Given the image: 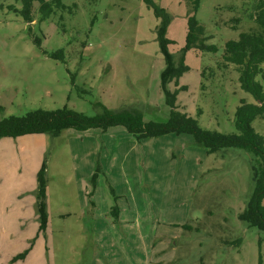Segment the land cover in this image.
<instances>
[{"label": "rangeland", "instance_id": "1", "mask_svg": "<svg viewBox=\"0 0 264 264\" xmlns=\"http://www.w3.org/2000/svg\"><path fill=\"white\" fill-rule=\"evenodd\" d=\"M253 1L199 0L195 16L215 49L186 50L188 69L166 89L176 90L177 109L202 128L237 132L240 100L255 103L236 65L221 55L227 40L256 27L246 16ZM0 2V119L64 105L93 115L99 102L113 110L139 106L145 121L167 120L161 18L144 0H63L70 8L42 21L35 2L31 23L6 6L19 2ZM153 2L170 16L164 46L178 55L192 0ZM57 49L61 58L50 55ZM260 68L255 79L264 90V61ZM251 125L264 136V115ZM250 160L238 148L207 153L189 133L136 139L120 125L0 137V264H24L17 256L35 239L52 243L51 264H90L108 248L112 264H264V232L238 218L253 188ZM42 164L45 230L39 231ZM137 236L140 241L121 240ZM94 237L114 242L90 245ZM156 237L168 239L171 255L152 258Z\"/></svg>", "mask_w": 264, "mask_h": 264}, {"label": "trees", "instance_id": "2", "mask_svg": "<svg viewBox=\"0 0 264 264\" xmlns=\"http://www.w3.org/2000/svg\"><path fill=\"white\" fill-rule=\"evenodd\" d=\"M20 6L6 5L8 9L18 13L23 21H33V6L36 2L39 20L47 19L55 9L61 12L70 7L63 0H14ZM157 17L161 18L159 27V41L164 57V68L160 73V84L165 92V100L170 106L167 120L153 121L144 120L142 109L139 106H123L113 110L99 102L95 106L99 111L93 115H87L76 111L66 105L57 109L36 108L23 114H10L0 119V137H16L29 133H47L54 137L62 130L73 129L86 131L90 128L106 129L109 126L120 125L136 139L154 137L168 133H189L194 142L203 146L207 153H220L225 148H238L245 151L251 157L250 168L252 171L253 188L246 201L245 207L238 214V218L248 226L256 227L264 232V205L261 203L264 197V136L252 127L251 122L257 116L264 115V90L255 76L261 73L260 63L264 61V0H256L247 8L246 16L254 20L256 27L252 30L240 32L237 39H229L225 42L222 50V58L225 63H233L239 72L241 87L248 91L255 99V103L240 100L234 114V126L237 132H219L200 127L196 119L186 112L177 109L174 100L175 92L171 93L166 85L177 82L179 76L188 69L184 63L186 50L195 47L200 51L214 50L213 44L205 43L204 26L195 16L199 0H192L191 12L186 19L185 44L178 55L170 53L166 49L167 39L164 32L169 23L170 16L164 8L157 5L153 0H144ZM2 2H0V8ZM241 20V16L232 19V27ZM34 42L40 46V39L34 37ZM54 58L62 57L63 51L57 49L50 53ZM177 56V57H176ZM74 78L72 77V81ZM74 83V81H73ZM184 88V86H180ZM84 91V90H83ZM38 196L39 230L45 225V195L46 176L45 165L36 175ZM24 253V252H23ZM19 254L17 257H21Z\"/></svg>", "mask_w": 264, "mask_h": 264}, {"label": "crops", "instance_id": "3", "mask_svg": "<svg viewBox=\"0 0 264 264\" xmlns=\"http://www.w3.org/2000/svg\"><path fill=\"white\" fill-rule=\"evenodd\" d=\"M96 173H93L91 178L93 179L95 177ZM139 229H141L140 223L137 225ZM190 226V225H189ZM185 227V229H191L192 227ZM45 230V228H44ZM39 231H43V230H39ZM141 236V235H140ZM114 237H110L105 239L104 241L99 240L98 238L94 237V238H90L88 239L90 243V245H97L98 247H100V245H104V244H108L111 245L110 242H114ZM142 237H129V238H123L121 237V240L124 241V243H129V242H134L135 240H139ZM167 238H154V241L150 243L151 248V255L153 258L154 255V259L157 260V258H162L163 256H168L171 255L170 253L173 251L174 247H171V251H167V247H166V243ZM120 241V240H119ZM52 243L48 240H46L45 242H40L39 240L35 239L32 243L29 244L28 248L26 249V251L23 253V255L20 257V259L16 260V261H21L24 264H30V261L32 260H37L38 262H40V264H51L50 261V256L49 253L51 251V246ZM155 245H159L160 247H156ZM96 246V248H97ZM168 246V245H167ZM162 247V248H161ZM173 248V249H172ZM112 251L110 248L106 249V250H101L100 253H95V255L93 256V259L91 261L90 264H112V262L109 260L108 256L106 255V251ZM35 251V252H34ZM155 251V252H154ZM94 252V249H93ZM11 257L7 258V260H10ZM152 259V260H154ZM9 262V261H8ZM159 260L155 261V264H158ZM115 264V263H113Z\"/></svg>", "mask_w": 264, "mask_h": 264}]
</instances>
